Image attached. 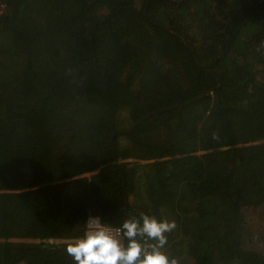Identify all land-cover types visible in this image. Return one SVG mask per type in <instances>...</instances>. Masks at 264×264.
<instances>
[{"label":"trees","instance_id":"1","mask_svg":"<svg viewBox=\"0 0 264 264\" xmlns=\"http://www.w3.org/2000/svg\"><path fill=\"white\" fill-rule=\"evenodd\" d=\"M263 170L264 0H0V264L144 214L180 264H264Z\"/></svg>","mask_w":264,"mask_h":264},{"label":"clouds","instance_id":"2","mask_svg":"<svg viewBox=\"0 0 264 264\" xmlns=\"http://www.w3.org/2000/svg\"><path fill=\"white\" fill-rule=\"evenodd\" d=\"M141 220L142 224L135 218L122 223L116 230L123 235L121 242L99 217H89L83 238L68 242L66 252L75 264H180L177 258H169L160 250L167 245L165 234L176 229V222L160 221L147 214ZM138 236L155 243L148 244L146 240L142 245ZM124 238L128 240L127 246Z\"/></svg>","mask_w":264,"mask_h":264},{"label":"rangeland","instance_id":"3","mask_svg":"<svg viewBox=\"0 0 264 264\" xmlns=\"http://www.w3.org/2000/svg\"><path fill=\"white\" fill-rule=\"evenodd\" d=\"M138 1L141 3V0ZM203 155L208 160L214 159L217 156L214 154ZM261 174V186L251 188L252 192L249 190L243 193H236L235 197L241 205L240 222L244 224V231L252 229L259 242H264V170Z\"/></svg>","mask_w":264,"mask_h":264},{"label":"built area","instance_id":"4","mask_svg":"<svg viewBox=\"0 0 264 264\" xmlns=\"http://www.w3.org/2000/svg\"><path fill=\"white\" fill-rule=\"evenodd\" d=\"M91 217H94V216H91ZM86 227H87V225H86ZM106 227H108V226H106ZM108 228L111 230V234L114 235L117 239H119L122 242V239H123L122 233H119V232L116 231L120 227H108Z\"/></svg>","mask_w":264,"mask_h":264},{"label":"water","instance_id":"5","mask_svg":"<svg viewBox=\"0 0 264 264\" xmlns=\"http://www.w3.org/2000/svg\"><path fill=\"white\" fill-rule=\"evenodd\" d=\"M139 123V122H138ZM138 123H136L135 125H133V127H131L127 132H130ZM113 148H114V144H113ZM126 205H128V200H127V197H126ZM128 213V212H127ZM127 219H128V216H127Z\"/></svg>","mask_w":264,"mask_h":264}]
</instances>
